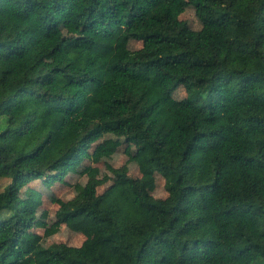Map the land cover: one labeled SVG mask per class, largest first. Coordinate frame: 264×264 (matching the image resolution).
I'll use <instances>...</instances> for the list:
<instances>
[{
  "label": "trees",
  "instance_id": "1",
  "mask_svg": "<svg viewBox=\"0 0 264 264\" xmlns=\"http://www.w3.org/2000/svg\"><path fill=\"white\" fill-rule=\"evenodd\" d=\"M67 21L91 36L48 59ZM107 134L143 177L107 163L115 183L91 175L56 211L81 245L19 249L40 207L23 187L62 182ZM1 179L0 264H264V0H0Z\"/></svg>",
  "mask_w": 264,
  "mask_h": 264
},
{
  "label": "rangeland",
  "instance_id": "2",
  "mask_svg": "<svg viewBox=\"0 0 264 264\" xmlns=\"http://www.w3.org/2000/svg\"><path fill=\"white\" fill-rule=\"evenodd\" d=\"M179 19L186 20L193 29H200L202 23L199 21L193 6L182 7L177 10ZM86 35L91 36L88 29L74 21L63 23L58 31L51 37L52 52L48 59H52L62 49L64 40L68 37ZM131 49L142 47L141 41L132 40L129 43ZM186 90L183 84L175 92V97L182 99L186 97ZM99 143L107 147L106 152L93 154L90 158L83 161L76 172L69 173L62 182L54 183L47 187L41 180H32L22 189L24 199L37 201L40 205L38 210V220L36 227L28 232L27 240L18 246L19 249H42L54 246L59 243H67L79 246L83 243L86 236L79 231L71 229L66 224L58 223L56 211L65 202L73 198L82 189L91 175L104 177L105 183L99 187L102 192L111 184L116 182V178L109 171L107 163L114 167L126 166L129 173L135 177H143L139 162L136 160V147L125 142L123 137L107 134L101 138ZM8 183V180H0V190ZM145 185L157 198H165L168 191L165 187V179L159 174L145 179Z\"/></svg>",
  "mask_w": 264,
  "mask_h": 264
}]
</instances>
